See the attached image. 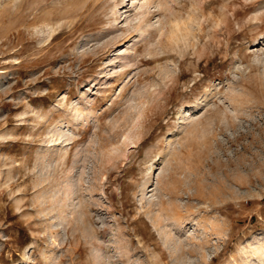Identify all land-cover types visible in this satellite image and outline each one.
<instances>
[{"label": "rangeland", "instance_id": "rangeland-1", "mask_svg": "<svg viewBox=\"0 0 264 264\" xmlns=\"http://www.w3.org/2000/svg\"><path fill=\"white\" fill-rule=\"evenodd\" d=\"M0 264H264V0H0Z\"/></svg>", "mask_w": 264, "mask_h": 264}]
</instances>
